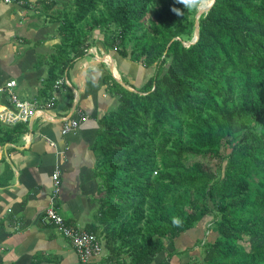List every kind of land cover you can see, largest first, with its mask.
Returning <instances> with one entry per match:
<instances>
[{
    "label": "trees",
    "instance_id": "16d2710c",
    "mask_svg": "<svg viewBox=\"0 0 264 264\" xmlns=\"http://www.w3.org/2000/svg\"><path fill=\"white\" fill-rule=\"evenodd\" d=\"M58 1L46 16L61 40L45 93L94 32L156 68L137 92L113 82L116 105L93 145L110 257L170 264L188 252L175 240L210 218L198 255L179 264H264V0H215L189 46L197 12L175 0H50L45 12Z\"/></svg>",
    "mask_w": 264,
    "mask_h": 264
},
{
    "label": "crops",
    "instance_id": "0c3cea01",
    "mask_svg": "<svg viewBox=\"0 0 264 264\" xmlns=\"http://www.w3.org/2000/svg\"><path fill=\"white\" fill-rule=\"evenodd\" d=\"M49 2L0 0V87L14 81L13 92L21 101L36 102L39 111L18 123L22 128L18 136L4 134L15 125L0 122V264H80L70 240L40 223L50 205L56 167L61 178L56 211L68 224L96 235L101 254L91 264H120L126 259L124 252L110 257L104 238L103 182L93 145L100 121L116 105L113 82L137 92L153 76L154 66L122 57L119 48H108L102 35L94 32L85 54L63 75L64 84L45 93L50 57L61 40L58 24L46 23L54 10L45 12ZM5 106L8 97L0 93V110ZM81 117L77 130L61 133L63 119Z\"/></svg>",
    "mask_w": 264,
    "mask_h": 264
},
{
    "label": "built area",
    "instance_id": "2783aa9c",
    "mask_svg": "<svg viewBox=\"0 0 264 264\" xmlns=\"http://www.w3.org/2000/svg\"><path fill=\"white\" fill-rule=\"evenodd\" d=\"M9 2V0H6ZM116 50V49H115ZM65 80L60 78L55 81L53 88L58 89L64 84ZM15 86L14 81L7 82L0 87V93L6 94L8 97V105L0 110V122L5 125H16L18 123L27 122L37 112L36 102L21 101L17 94L13 92ZM53 97L47 103L48 107L53 103ZM80 120L68 118L62 120L61 133L63 135L75 131L79 128ZM61 190L60 170L58 167L51 174V192L50 205L44 210L40 217L42 225L53 226L60 234L70 240L80 264H91L92 258L101 254V245L96 235L93 233L78 229L68 224L56 211L54 207L55 199H57Z\"/></svg>",
    "mask_w": 264,
    "mask_h": 264
},
{
    "label": "rangeland",
    "instance_id": "374dc122",
    "mask_svg": "<svg viewBox=\"0 0 264 264\" xmlns=\"http://www.w3.org/2000/svg\"><path fill=\"white\" fill-rule=\"evenodd\" d=\"M57 3H58L57 4L58 6L54 7L53 8L54 9L53 11H55L56 9L62 10L61 2L58 1ZM43 17L45 19V16H43ZM148 17H152V14L150 13ZM89 21L90 20L88 19L87 22H89ZM46 23H50V22L49 21H46ZM146 23L148 24V22H146ZM81 26L82 27L84 26V22L81 24ZM93 40L94 39L92 38L91 39V42ZM97 41L98 40L96 39L95 42H94V44L97 43ZM109 43H110L109 41H106V44H109ZM107 47L109 48V46H107ZM89 59L90 58H87V60H89ZM150 72H152V74H154L156 72V68H152L150 70ZM226 152H229V151H226ZM208 163H209L208 165L212 169H215L216 166H215L214 162H208ZM209 219L210 218H204L201 222H198L196 224V226L193 227V229H191L190 231H188L187 233L184 234V235H186L189 238L188 241L186 240L187 237H185V236H180L181 238H177V241H175V247H176V243H177V247H178V248H176V249H178L177 251H181L182 252V250H184V248L186 247L188 249V252H184V253H181V254L172 256L171 261H170V264H179L180 261L186 262L187 259L189 257H191L193 254L198 255V253L200 252V247L198 246L199 240H197V239H199V238L202 239V236H203L204 232H205V234H207V232L205 231V229L207 227H211L210 225L207 224V222H208ZM163 243L165 245H167V242L166 241H163ZM193 243H195V246H194ZM246 249H248L247 246H246ZM177 253H179V252H177ZM163 257H164V255H162V254L159 255V256H157L156 263H158L160 260H162Z\"/></svg>",
    "mask_w": 264,
    "mask_h": 264
},
{
    "label": "clouds",
    "instance_id": "9594fccd",
    "mask_svg": "<svg viewBox=\"0 0 264 264\" xmlns=\"http://www.w3.org/2000/svg\"><path fill=\"white\" fill-rule=\"evenodd\" d=\"M214 2L215 0H175V3L183 5L188 12L195 10L197 14L202 12L204 9L209 8L212 4H214ZM171 11L178 16L184 14L180 11V9L175 7L172 8ZM173 223H178V221L174 219Z\"/></svg>",
    "mask_w": 264,
    "mask_h": 264
},
{
    "label": "water",
    "instance_id": "95a60500",
    "mask_svg": "<svg viewBox=\"0 0 264 264\" xmlns=\"http://www.w3.org/2000/svg\"><path fill=\"white\" fill-rule=\"evenodd\" d=\"M211 6L209 8L204 9L199 14L196 13V15H195V25H194L195 26V38H194V41L192 43L191 42H184L185 46H189V45H191V44H193V43H195L197 41V39H198V18H199V16L201 14L206 13L211 8Z\"/></svg>",
    "mask_w": 264,
    "mask_h": 264
}]
</instances>
